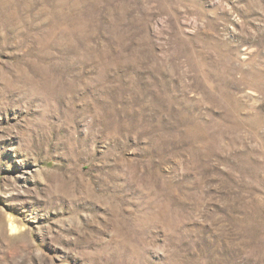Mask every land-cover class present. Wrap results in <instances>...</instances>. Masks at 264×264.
<instances>
[{"label":"rangeland","instance_id":"374dc122","mask_svg":"<svg viewBox=\"0 0 264 264\" xmlns=\"http://www.w3.org/2000/svg\"><path fill=\"white\" fill-rule=\"evenodd\" d=\"M0 264H264V0H0Z\"/></svg>","mask_w":264,"mask_h":264},{"label":"bare ground","instance_id":"6f19581e","mask_svg":"<svg viewBox=\"0 0 264 264\" xmlns=\"http://www.w3.org/2000/svg\"><path fill=\"white\" fill-rule=\"evenodd\" d=\"M9 222H10V224H9L10 231L16 232L17 227H16V225H14L13 220L11 218H9Z\"/></svg>","mask_w":264,"mask_h":264}]
</instances>
